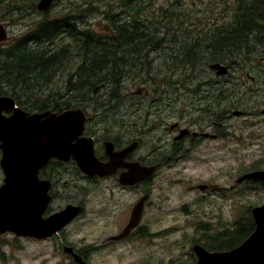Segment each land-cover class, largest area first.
I'll list each match as a JSON object with an SVG mask.
<instances>
[{
	"label": "rangeland",
	"instance_id": "374dc122",
	"mask_svg": "<svg viewBox=\"0 0 264 264\" xmlns=\"http://www.w3.org/2000/svg\"><path fill=\"white\" fill-rule=\"evenodd\" d=\"M126 1L60 0L58 7L49 17L63 14L70 3L82 6L86 3L90 28L92 32L99 33L102 31L97 25L120 12ZM136 1H141L139 12L143 18L155 19H149V22L153 23L155 32L160 33L159 35L166 41L161 38L157 51L134 60L131 64L132 70L122 73L121 77L124 79L118 87V97L115 98L118 101L109 100V96L113 94L107 93L108 89L102 86L97 88L93 95L98 105L89 104L84 110L89 116L97 115L94 123L99 125L97 127L101 136L99 135L98 139L111 136L112 131L123 139L118 130L121 126L129 122L137 126L145 124V129L138 128L141 153L147 154L155 150V154L158 155L168 148L161 145L164 140L170 139L166 135L165 127L184 115L189 116V108L185 107L186 104L182 100L186 95L180 96L182 88L210 81L212 76L207 64L202 69L200 66L191 68L183 66L173 56H176L180 45L188 42L191 36L213 31L222 19L228 20L232 7L231 0ZM37 2L38 0H0V23L10 33L7 45L15 44L28 32L27 26L30 29L35 27L39 20L31 8ZM19 9L24 13L22 21ZM219 14L225 16L219 19ZM214 19L219 20L213 23ZM245 22L247 25L258 23L254 17L248 18ZM259 36L264 37V33ZM74 49L77 50L76 47ZM248 51L249 54H244L235 60V64H230V71L233 74L230 84H233L234 88L233 104L236 109L245 110L251 115L245 118L231 117L230 128L222 129L224 137L212 143L208 150L193 153L185 160L166 162L151 184L150 204L145 208L140 224L144 228L138 230L143 237L139 235L114 246L100 244L109 235L120 230L117 224L128 218L126 214L130 212V207L126 212L125 207L135 200L134 193L124 192L119 195L121 202L119 212L110 217L108 221L110 225L107 228L103 227L106 218L96 209L102 197L101 192L97 190L93 194L94 197H89L86 201L89 207L87 206L84 216L76 219L71 228L66 229L72 234L70 241L78 248H91L87 254L90 264H190L191 246L195 242L213 243L212 237L216 238L220 232L230 229L235 220L248 216L251 208L264 204L263 185L235 182L246 173L264 170V117L259 114L261 106L259 100L262 97V91L259 89L264 87V78L263 75L257 77L259 76L257 67L264 65V46H256ZM196 53H198L196 49L190 51L191 62L193 59L197 60L199 55L201 57L200 53L197 56ZM72 58L76 60L75 55ZM62 59L67 58L62 56ZM72 72L58 71L45 87L44 95L49 90L51 95L63 93ZM246 72H250L251 76L256 78L258 85L251 91L249 99L245 92ZM221 79L228 80L223 77ZM199 90L207 97L205 89ZM168 92L174 99L164 108L163 94ZM31 99L35 104H40L44 97L36 95ZM191 106L193 109L196 103L193 102ZM191 115L197 113L192 110ZM132 138L137 137L132 135ZM76 175L80 176L77 172ZM2 179L0 170V185ZM200 185H206L207 189L200 191L197 188ZM81 193L87 192L82 189ZM75 197L77 198L76 192ZM96 212L98 215L94 214ZM0 264L73 263L58 251L54 240L37 242L7 235L0 239Z\"/></svg>",
	"mask_w": 264,
	"mask_h": 264
},
{
	"label": "flooded vegetation",
	"instance_id": "af4514ba",
	"mask_svg": "<svg viewBox=\"0 0 264 264\" xmlns=\"http://www.w3.org/2000/svg\"><path fill=\"white\" fill-rule=\"evenodd\" d=\"M60 0H54L50 6L46 10L37 9L36 5H33L31 10L33 13L37 15L38 22L35 27L31 28L27 26L29 29L28 32L23 34L19 40L23 41L25 46L30 49H38V50H48V51H58L57 42L61 41L62 45L66 48L64 49V55L66 56V63L63 68L59 71L64 72L75 71V68L80 64L81 59L85 58L87 61L86 64L90 63V51L91 38H101L104 40L113 39V38H131L135 37V34H128L121 31L120 25L124 21V12L123 6L121 7V11L118 12L115 16H110L108 19H105L104 22H101L97 25V28L102 32L95 33L92 32L90 28V21L86 15L85 5L71 4L67 6L66 12L63 14H59V16L49 17L54 10L59 5ZM264 3V0H262ZM230 17L228 18L229 22L235 24V12L237 10L239 2L236 0H231ZM252 4L247 1L243 3L244 9L249 10ZM76 9H82V11H78ZM10 13V12H9ZM24 13L19 9V17L22 21ZM264 11H261L259 15L254 16V20L261 24L264 22ZM221 16H225L223 14H219V19ZM219 19H214L213 22L217 23ZM224 20V19H222ZM254 25L255 22L253 23ZM113 25L120 33H116L113 30ZM8 31V30H7ZM8 34V41L10 40V33ZM160 33H150L146 34L148 37L157 38L161 40L164 37L159 35ZM75 39L83 40V49L75 50ZM43 42V43H37ZM166 41V40H165ZM102 43V42H101ZM158 44V43H157ZM50 46V47H49ZM56 46V47H54ZM160 46V45H159ZM103 50V49H100ZM158 49L149 50L148 55L157 51ZM248 54V53H247ZM75 55L76 60L72 58ZM77 64L75 65V62ZM229 65H224L226 67V75L218 76L216 72L210 70L212 73L211 80L203 82H198V85H192L188 87H183L180 96H185L182 100L186 104V108H189V116L184 115L178 121H173L167 125L166 132L167 136L170 137L168 141L162 142V147H168L165 151L160 154H155V150L148 152L147 154L141 153L142 145L140 140L138 139V126L129 122V124L121 126V129H118L123 136L121 139L119 136L115 135V132L112 131L109 137H102L98 139V136H101L100 130L96 123H94V119L97 116L96 114L89 116L88 112H85V124H84V133L83 137L92 139V143L94 145V157L97 159L99 163L106 164L110 159L105 153V143L109 142L113 145L114 152H122L128 151L123 160L118 162L119 167L116 169L115 173L112 176L107 177H99V176H89L86 174H81L76 170L75 163L73 159L69 158L67 161L58 160L55 158H50L47 163L38 170L37 178L40 183L41 191L45 190L43 194V200L46 198L47 203L44 206V209L41 214V221H46L51 216L58 215L61 213L67 206H80L82 207V213L78 218L84 216L85 211L87 209L88 202H86L89 197H94L93 194L99 190L101 193L99 206L96 208L100 215H103L106 218V223H104L103 227L107 228L110 224L108 223L110 217L116 212H119L120 209V198L119 195L128 192L134 193L135 200L125 207V212L130 207V212L126 214L127 219H122L118 224V228L120 230L112 235H109L106 239L102 240L100 244L102 246L105 245H116L125 243L136 236H142L138 230L140 228H144L140 226L141 222L138 224L136 229L132 231L125 239L121 241H114L112 238L119 235L120 231H122L128 224L130 219V214L133 206L139 201L143 196H147V200L144 202V210L150 204V198L152 195L151 184L155 180V175L164 168L166 162L169 161H179L185 160L190 157L191 154L206 151L211 146L212 143H215L219 140V138L224 137L222 134V129L230 128V120L231 117H235L233 115L236 111L233 105V101L235 99L233 92V84L231 83V78L233 74L230 71V64H235L234 60H231ZM90 65V64H89ZM74 66H76L74 68ZM263 66L259 65L257 67L259 71V76L263 75L264 78V70ZM74 68V69H73ZM86 71H89L88 68L85 67ZM227 78L228 80L221 81V78ZM245 80L247 82L245 86V92L248 96H250L251 91H254L258 85L255 77H252L250 72L245 73ZM205 89V93H207V97L203 96L202 90ZM262 91V97L259 100V104L261 102L259 114L264 117V87H261L259 91ZM163 97L165 99V106H169V104L174 99L173 96L168 92L164 93ZM249 99V98H248ZM85 100H91L90 98H85ZM193 102L196 103V106L192 109ZM202 102V103H199ZM192 110L197 115H191ZM12 112H8L7 116L11 115ZM251 115L247 113V111L243 110L241 117L245 118L246 116ZM145 127V125H144ZM132 135L137 137L136 139L132 138ZM125 136H130L129 138H124ZM180 138L178 139L177 137ZM136 142V147L131 150L130 145L132 142ZM160 146H158L159 148ZM1 156V153H0ZM193 160L195 158L193 157ZM124 165V167L122 166ZM151 167L156 166V171L154 173L153 178L143 181L136 185H123L122 181L125 180V176L129 173V170L139 169V166ZM76 172L80 174V176L76 175ZM207 189L206 185H202ZM86 190L87 193H81V190ZM75 192L77 194V198L75 197ZM43 202V201H42ZM134 203V204H133ZM42 204V203H41ZM133 204V205H132ZM93 211H95L93 209ZM90 211V213H93ZM98 212L94 213L98 215ZM144 212V211H143ZM143 217V213H142ZM77 218V219H78ZM143 219V218H142ZM76 219H73L67 225L63 226L60 231L50 237L49 241H55L57 244V249L63 256L67 258L68 261H71L73 264H77L74 262V258L72 253L78 255L83 261L87 264L89 263L88 253L91 248L80 247L78 248L70 238L72 234L68 232L66 228H71L72 223ZM142 221V220H141ZM140 233V234H138ZM4 235V234H3ZM11 236L16 238L12 234H6L4 236ZM4 236L0 235V239ZM17 239V238H16ZM21 240H29L33 241L31 238H18ZM45 241V240H44ZM41 241V242H44ZM71 249V252L70 250ZM210 252H213L209 250ZM192 263H195L196 258L192 254Z\"/></svg>",
	"mask_w": 264,
	"mask_h": 264
},
{
	"label": "water",
	"instance_id": "95a60500",
	"mask_svg": "<svg viewBox=\"0 0 264 264\" xmlns=\"http://www.w3.org/2000/svg\"><path fill=\"white\" fill-rule=\"evenodd\" d=\"M52 1L40 0L37 9L46 10ZM6 39V30L0 23V45ZM210 69L217 75L227 73L226 67L220 64H213ZM10 111L13 112L11 116L4 115ZM234 114L241 115L240 112ZM84 123L85 115L80 109L60 114L48 111L30 115L18 109L12 98L0 97V169L3 174L0 235L10 232L18 237L48 239L82 211L80 206L69 205L58 215L41 221L47 199L43 200L45 190L41 191L37 173L50 158L62 161L72 158L79 171L89 176L103 178L115 173L118 162L128 151L114 152L113 145L107 142L105 153L110 160L106 164L99 163L94 157L92 139L81 138ZM136 145L134 142L130 149L133 150ZM155 169L156 166H139V169L129 170L122 184L131 186L146 181L153 176ZM245 181L264 182V170L246 173L236 179L237 184ZM198 189L203 191L205 187L199 186ZM146 199L147 196H144L135 204L127 226L112 238L114 241L124 239L138 226ZM251 217L253 232L232 250L208 252L198 244L193 245L195 264H264V204L252 208ZM72 256L75 263L86 264L78 255L72 253Z\"/></svg>",
	"mask_w": 264,
	"mask_h": 264
},
{
	"label": "trees",
	"instance_id": "16d2710c",
	"mask_svg": "<svg viewBox=\"0 0 264 264\" xmlns=\"http://www.w3.org/2000/svg\"><path fill=\"white\" fill-rule=\"evenodd\" d=\"M135 1L127 0L123 5L125 15L124 21L120 25L121 31L135 34V37L108 40L91 38L90 65L86 64L87 61L82 57L75 71L69 75L63 93L51 95V90H49L44 95L47 84L66 63V60L62 59V56L66 57L64 55L66 47L62 43L58 45L57 52L30 49L21 40L13 45L0 47V96L12 97L18 106L28 112L60 113L64 110L77 108L84 110L89 104L98 105L93 95L97 88L102 86L108 89L107 93L112 92L113 96H109V100H115L118 97V87L124 79L121 77L122 73L127 70L131 71V64L134 63V60L147 57L149 50L157 49L161 41L146 35L156 33L155 26L149 22V19H155L143 18L139 12L141 1ZM247 1L252 4L249 10L243 7V3ZM236 2L239 4L235 12V24L232 25L229 21L221 20L213 31L191 36L188 42L180 45L173 58L183 66L191 68L200 66L202 69L205 64L228 63L231 60H237L244 54H249L248 50L256 46H264V37L259 36L264 33V22L257 25H247L245 22L248 18L264 11L263 1L236 0ZM150 27L154 28L150 29ZM113 30L116 33L121 32L114 25ZM37 43L43 42L37 41ZM83 43L82 39H75L76 49H83ZM192 49H196L201 57L199 55L197 60L193 59L191 62L189 54ZM86 66L90 67L89 71H86ZM36 95H43L42 103L35 104L31 99ZM85 98L91 100H85ZM144 125L140 124L138 128L145 129ZM253 228L254 224L250 212H248V216L235 220L230 229L227 228L220 232L216 238L212 237L213 243L203 244L207 249L213 251L232 250L252 233Z\"/></svg>",
	"mask_w": 264,
	"mask_h": 264
}]
</instances>
